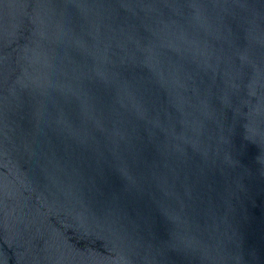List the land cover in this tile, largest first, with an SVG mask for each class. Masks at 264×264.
<instances>
[{"label":"water","instance_id":"95a60500","mask_svg":"<svg viewBox=\"0 0 264 264\" xmlns=\"http://www.w3.org/2000/svg\"><path fill=\"white\" fill-rule=\"evenodd\" d=\"M0 264H264V0H0Z\"/></svg>","mask_w":264,"mask_h":264}]
</instances>
